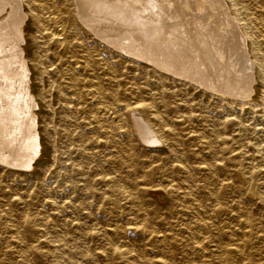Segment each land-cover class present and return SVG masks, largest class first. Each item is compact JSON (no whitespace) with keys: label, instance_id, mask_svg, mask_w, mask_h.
Returning a JSON list of instances; mask_svg holds the SVG:
<instances>
[{"label":"rangeland","instance_id":"rangeland-1","mask_svg":"<svg viewBox=\"0 0 264 264\" xmlns=\"http://www.w3.org/2000/svg\"><path fill=\"white\" fill-rule=\"evenodd\" d=\"M83 1L23 3L41 151L28 167L0 160V264H264V0H177L176 11L163 12L166 29L148 42L130 19ZM49 14L61 19V42ZM221 51L231 65H218ZM236 78L250 103L210 85Z\"/></svg>","mask_w":264,"mask_h":264},{"label":"bare ground","instance_id":"bare-ground-1","mask_svg":"<svg viewBox=\"0 0 264 264\" xmlns=\"http://www.w3.org/2000/svg\"><path fill=\"white\" fill-rule=\"evenodd\" d=\"M10 1V0H9ZM12 1V0H11ZM53 1V0H52ZM71 1V0H70ZM83 1V0H82ZM85 1V0H84ZM83 1V2H84ZM133 0H87V3H89L90 5H92L93 3H95V6H96V11H97V13H99V14H101V13H104L105 11L106 12H108V14H110L111 13V15L114 17V16H116V18H118V20L119 19H121V22L122 21H124L123 23H125V21H127L128 19H130L129 20V22L128 23H130V24H135L137 27L135 28V27H133L134 29L132 30L133 32H134V30L136 29L137 31L138 30H140V32L143 34V36L144 37H146V41L147 40H151L150 38L152 37V35H154L155 34V32L153 31L154 29H158L159 31H161L162 29H166L165 28V26H164V28L162 27V24L164 23H162V20H163V17H165V16H163L164 14H163V12L165 13V12H167L168 11V14H169V12H171L172 10H174L175 8H178L179 7V5L181 4V2L179 3L177 0L176 1H174L173 3H176V4H173L172 2H163L162 0H147V2H142V1H140V0H136L137 2H139V4H140V2L143 4V6L142 7H140L139 8V5H138V7L134 4V2L133 3H131ZM188 1V0H187ZM189 1H191V0H189ZM192 2V1H191ZM209 2V1H208ZM22 3V4H21ZM23 3H24V0H16V2L14 3V5L11 7V3L9 2L8 3V1L7 0H0V12H1V9H5V10H10L9 11V15H5V14H1V15H5V16H0V160H2V161H4V162H6L7 164L9 163V164H12V165H14V166H17V167H28V166H30L31 164H32V162L36 159V156L40 153V151H41V141H40V138H41V134H40V130H39V128L37 127V112L34 110V108H35V106H37L38 105V99H37V97H36V95L34 94V92L31 90V88H30V86H28V83H29V81L31 80V66H30V64H29V62H28V59H27V57L26 56H23L22 55V53H23V50H24V46H23V43H22V39H23V37H24V39L26 40V34L23 32V30H22V22H23V20L26 18V16L28 15V16H30V13L28 12V10L24 7V5H23ZM42 3V2H41ZM187 3V2H186ZM222 3V2H221ZM251 3V2H250ZM52 4H53V2H52ZM89 4H88V6H89ZM54 5V4H53ZM178 5V6H177ZM190 5V4H189ZM197 5V4H196ZM205 5V4H204ZM40 6V5H39ZM93 6V5H92ZM95 6H93V7H95ZM141 6V5H140ZM57 7V6H56ZM93 7H91V8H93ZM125 7V8H124ZM210 7V6H209ZM242 7V6H241ZM8 8V9H7ZM50 8V7H49ZM73 8V7H72ZM131 9V11L130 12H128V10L127 9ZM184 8V7H183ZM202 9V8H201ZM212 9V8H211ZM91 10V9H90ZM92 10H95L94 8L92 9ZM58 11V10H57ZM174 11H176V10H174ZM195 11H196V9H195ZM47 12V11H46ZM93 12V11H92ZM51 13V12H50ZM53 13V12H52ZM95 13V12H94ZM93 13V14H94ZM96 13V14H97ZM186 13V12H185ZM197 13V12H196ZM249 13H251V12H249ZM92 14V15H93ZM105 14V13H104ZM181 14V13H180ZM187 14V13H186ZM190 14V13H189ZM252 14V13H251ZM106 15H107V13H106ZM110 15V16H111ZM196 15V14H195ZM45 16H46V14H45ZM57 16H58V12H57ZM57 16H55V14H49L48 16H47V18L45 19L46 21L45 22H47V23H49V25L51 26V27H53V30L51 31V35L54 37V38H56V40L57 41H59V42H61V38H60V36H59V33L61 32L60 30V27H59V25L61 24H59V21L58 20H61V19H58V18H60V17H58L57 18ZM109 16V15H108ZM109 16V17H110ZM207 16V15H206ZM209 16V15H208ZM101 17H102V15H101ZM105 17V16H104ZM107 17V16H106ZM105 17V19H107ZM112 17V18H113ZM169 17H170V15H169ZM186 17V16H185ZM215 17V16H214ZM111 18V19H112ZM166 18H168V17H166ZM171 18H172V16H171ZM175 18H176V16H175ZM188 18V17H187ZM4 19V20H3ZM103 19V18H102ZM101 19V20H102ZM110 19V20H111ZM115 19V18H114ZM226 19V18H225ZM2 20V21H1ZM86 20H88V19H86ZM93 20H95L93 17L90 19V21H92L93 22ZM100 19H99V17H98V20L97 21H99ZM165 20V19H164ZM173 20V19H172ZM178 20V19H177ZM176 20V21H177ZM217 20V19H216ZM252 20V19H251ZM105 21V20H104ZM108 21V20H107ZM45 22H44V24H45ZM87 22V21H86ZM101 22V21H100ZM109 22V21H108ZM114 22V21H113ZM115 22H117V21H115ZM166 22V21H165ZM225 22V21H224ZM96 23V22H95ZM95 23H93L92 25L94 26V27H96L95 28V30L97 29L98 30V32H100V33H102L101 32V28L100 27H98V25H96ZM107 23V22H106ZM119 24H120V22H118ZM151 23H153V24H155V26H151ZM205 23V22H204ZM210 23V22H209ZM13 24H14V26H15V28H17V31L20 33V34H18V38L15 40H13L12 39V37L10 36V33H12V32H10L9 30L11 29V28H13L12 26H13ZM111 24H112V22H111ZM126 24V23H125ZM152 24V25H153ZM166 24V23H165ZM173 24V23H172ZM172 24H171V26H172ZM217 24V23H216ZM215 24V25H216ZM219 25H220V23H218ZM12 25V26H11ZM47 25V24H46ZM49 25H47V26H49ZM100 25V24H99ZM122 25V24H121ZM120 25V27L119 28H122V26ZM156 25H159V26H156ZM46 26V27H47ZM61 26H62V24H61ZM103 26H105V25H103ZM110 26V25H109ZM108 26V28H112V27H114V26H110L109 27ZM128 26V25H127ZM130 26V25H129ZM132 26H134V25H132ZM132 26H130V27H132ZM161 26V27H160ZM167 26V25H166ZM170 26V25H169ZM182 27V25H179V26H173V27H171V28H177V30H176V32H178V28H181ZM210 26V25H209ZM226 26V25H225ZM263 26V25H262ZM46 27H45V29H46ZM102 27V26H101ZM221 27V26H220ZM224 27V26H223ZM14 28V29H15ZM49 29H50V27H48ZM100 28V29H99ZM105 28V27H104ZM106 28H107V26H106ZM105 28V29H106ZM115 28H116V26H115ZM114 28V29H115ZM118 28V27H117ZM129 28V27H128ZM171 28H169V29H171ZM184 28H186V27H184ZM198 28V27H197ZM203 28V27H202ZM209 28V27H208ZM211 28V27H210ZM209 28V29H210ZM9 29V30H8ZM104 29V30H105ZM113 29V30H114ZM168 29V31H170ZM191 29V28H190ZM211 29H213L212 31H214L215 30V28H211ZM13 30V29H12ZM64 30V29H63ZM103 30V29H102ZM115 30H118V29H115ZM120 30V29H119ZM128 30V29H127ZM126 30V31H127ZM135 30V31H136ZM218 30V29H217ZM228 30V29H227ZM17 31H15L16 33H17ZM107 30H105V32H106ZM110 31V30H109ZM129 31V30H128ZM128 31L126 32V35L128 34L129 35V33H130V31H129V33H128ZM137 31H136V33H137ZM154 33H153V32ZM175 31V30H174ZM173 31V32H174ZM208 31V30H207ZM230 31V30H229ZM117 32H119V31H117ZM121 32H123V31H121ZM132 32V33H133ZM167 32V31H166ZM171 32H172V30H171ZM176 32H175V34H176ZM194 32V31H193ZM201 32V31H200ZM208 32H210V30L208 31ZM215 33H216V31H214ZM220 32V31H219ZM223 31H221V33H222ZM116 33V32H115ZM120 33V32H119ZM132 33H130L131 35H129V37L130 38H133L132 36ZM153 33V34H152ZM158 33V32H157ZM220 33V34H221ZM114 34V33H113ZM121 34H124V33H121ZM134 34H135V32H134ZM166 34V33H165ZM188 34H190V33H188ZM194 34V33H193ZM193 34H191V35H193ZM202 34H203V32H202ZM205 34H206V32H205ZM210 34V33H209ZM214 34V33H213ZM219 34V33H218ZM234 34V33H233ZM239 34V33H238ZM20 35V36H19ZM104 36H109V38H111V34H110V32H106V33H104L103 34ZM115 35V34H114ZM127 35V36H128ZM155 35H157V34H155ZM160 35V34H159ZM167 35V34H166ZM165 35V36H166ZM170 35V34H169ZM197 35V37H198V33L196 34ZM207 35H208V33H207ZM206 35V36H207ZM13 36V35H12ZM51 36V37H52ZM113 36V35H112ZM116 37L118 36V35H115ZM119 36L121 37V35L119 34ZM137 36V35H136ZM171 36H174L173 35V33L171 34ZM187 36V35H186ZM205 36V35H204ZM215 36H217V35H215ZM219 36V35H218ZM223 36V35H222ZM105 37V38H106ZM114 37V36H113ZM115 37V38H116ZM128 37V38H129ZM139 37V36H138ZM161 37V36H160ZM199 39H202V37H201V34H199ZM208 37V36H207ZM206 37V38H207ZM242 37H244L243 38V44H242V46L244 45V47H243V50H244V52H241V53H243L245 56H244V58L247 56V57H249L248 55H249V51H248V48H249V45H248V39H246V37L244 36V35H242ZM108 38V37H107ZM117 38H119V37H117ZM126 38V37H125ZM129 38V39H130ZM141 38H143V37H141ZM140 38V39H141ZM189 38V37H188ZM219 38V37H218ZM13 40L14 42L13 43H10V40ZM114 39V38H113ZM120 39V38H119ZM137 39V38H136ZM139 39V40H140ZM161 39V38H160ZM159 39V40H160ZM167 39H169V37L167 38ZM166 39V40H167ZM181 39H182V37H181ZM194 39V38H193ZM193 39H192V41H193ZM109 40V39H108ZM112 40V39H111ZM116 41H117V39H115ZM122 40V39H121ZM134 40H135V38L133 39V41H132V45H134L135 43H134ZM145 40H144V42H145ZM154 40L156 41V39H155V36H154ZM153 40V41H154ZM159 40H157L158 42H159ZM161 40H163V39H161ZM169 40H173L171 43H173L172 45H174L176 42V40H174L173 38L172 39H169ZM190 40V39H189ZM205 39H202L201 41H204ZM220 40V39H219ZM113 41V40H112ZM130 41V40H129ZM138 41V40H137ZM137 41L135 40V42L137 43ZM152 41V42H153ZM154 41V42H155ZM182 41V40H181ZM206 41V40H205ZM221 41H223L222 39H221ZM220 41V42H221ZM24 42V41H23ZM113 42H115V41H113ZM140 42V41H139ZM141 42H142V40H141ZM148 42V41H147ZM168 42V41H167ZM190 42H191V40H190ZM195 43L194 44H196V47L199 49L200 48V46H204V45H202V44H200V43H198L196 40L194 41ZM200 42V41H199ZM210 42V41H209ZM208 42V43H209ZM25 43V42H24ZM118 43H119V41H118ZM122 43V42H121ZM125 43V42H124ZM134 43V44H133ZM169 43V42H168ZM179 43V42H178ZM192 43V42H191ZM215 43V42H214ZM217 43V42H216ZM225 43V42H224ZM116 44H117V42H116ZM115 44V45H116ZM123 44V43H122ZM128 44V43H127ZM126 44V45H127ZM139 44V43H138ZM142 44V43H141ZM141 44H139V45H141ZM147 44V43H146ZM158 44V43H157ZM163 44V43H162ZM164 44H166V43H164ZM194 44H193V46H194ZM204 44V43H203ZM206 44V43H205ZM222 44V43H221ZM125 45V44H124ZM123 45V46H124ZM136 45V44H135ZM135 45H134V47H135ZM138 45V46H139ZM172 45L170 44V46L172 47ZM179 45V44H178ZM178 45H175L174 47L176 48V49H174V47H173V49L174 50H177V55L178 56H176L174 53L176 52V51H173L174 53L173 54H171V55H175L176 57H180V55H182V50L183 49H180V47L178 46ZM212 44H210V46H211ZM23 46V47H22ZM120 46V45H119ZM122 46V47H123ZM130 46V45H129ZM143 46H145V45H143ZM148 46H150V45H148ZM151 46H152V44H151ZM155 46V45H154ZM167 46H169L168 44H167ZM169 46V47H170ZM190 46V47H189ZM205 46H207V45H205ZM121 47V46H120ZM128 47V46H127ZM126 47V48H127ZM133 47V46H132ZM132 47L130 46V48L132 49ZM133 47V48H134ZM140 47V46H139ZM141 47H142V45H141ZM156 47V46H155ZM154 47V48H155ZM169 47H168V49H169ZM170 47V48H171ZM188 47H189V52H190V50H191V52L193 53V51L194 50H192L193 48H191L192 47V44L191 45H188ZM208 47V46H207ZM212 47V46H211ZM240 47V46H239ZM125 48V49H126ZM143 49H144V47H142ZM186 48H187V46H186ZM196 48V49H197ZM204 48V47H203ZM209 48V47H208ZM217 48V47H216ZM168 49H166L165 48V50H168ZM197 49V50H198ZM206 49V48H205ZM128 50H129V47H128ZM136 50V49H135ZM134 50V51H135ZM141 50V49H140ZM148 50H150V49H148ZM147 50V52H148V54H149V51ZM158 50V49H157ZM156 50V51H157ZM161 50V49H160ZM163 50V49H162ZM161 50V51H162ZM172 49H169V51H171ZM202 50H204V49H202ZM214 50H215V48H214ZM225 50V49H224ZM131 51V50H130ZM133 50H132V52L135 54V52H134ZM144 51H145V49H144ZM160 51V52H161ZM164 51V50H163ZM168 51V52H169ZM205 51V50H204ZM137 52H139L140 53V51H137ZM185 52V51H184ZM190 52V53H191ZM206 52H207V49H206ZM206 52H203V53H206ZM169 53H172V52H169ZM189 53V54H190ZM199 53L200 52H198L195 56H201V55H199ZM208 53H209V51H208ZM137 54V53H136ZM144 53H142V55H143ZM147 54V55H148ZM160 54V53H159ZM185 54V53H184ZM202 54V53H201ZM145 55V54H144ZM155 55H157V54H155ZM162 55V54H161ZM164 55H166L165 53H164ZM168 55V54H167ZM223 56L222 55V51L220 52V54H218L217 55V57H218V65L219 66H221V67H225V66H223L224 64L225 65H227V66H229V65H231V62H229L228 61V59L226 58H224V57H221V56ZM237 55V54H236ZM138 56V55H137ZM139 56H141V54L139 55ZM158 56V55H157ZM160 56V55H159ZM174 56V57H175ZM185 56V55H184ZM189 56V55H188ZM194 56V55H193ZM210 56V55H209ZM209 56H207V57H209ZM145 57H146V55H145ZM151 57V56H150ZM169 57H170V55H169ZM169 57L167 56V57H165V58H168L169 59ZM173 57V56H172ZM172 57H171V59H172ZM175 57V58H176ZM190 57V56H189ZM204 57H205V55H204ZM238 57V56H237ZM241 57V56H240ZM142 58H143V56H142ZM153 58V57H152ZM160 58H161V56H160ZM163 58V57H162ZM186 58V57H185ZM188 58V57H187ZM191 58V57H190ZM189 58V59H190ZM202 58V57H201ZM210 58H211V56H210ZM231 58V57H230ZM151 59V58H150ZM149 59V60H150ZM164 59V58H163ZM174 59V58H173ZM182 59H183V57H182ZM189 59H186V60H189ZM191 59H194L193 57L191 58ZM198 59V58H197ZM224 59V60H223ZM242 58H240V60H241ZM248 59V58H247ZM154 60V59H153ZM176 60H178V59H176ZM213 60V59H212ZM244 60V59H243ZM251 60V59H250ZM171 61H173V60H163L161 63H162V65L163 66H165V67H167V68H172V66H170V65H168V64H171ZM182 61V62H181ZM180 62L181 63H183L184 64V62H186V61H184V60H181ZM191 61V60H190ZM192 61H194V60H192ZM191 61V62H192ZM202 62L204 61V60H201ZM210 61H211V59H210ZM245 61V60H244ZM154 62V61H153ZM176 62H178V61H176ZM189 62V61H188ZM191 62H189V64L191 63ZM195 62V61H194ZM194 62L192 63L193 65H194ZM206 62V61H205ZM235 62H238V61H235ZM234 62V63H235ZM246 62H247V60H246ZM173 63H175V61H173ZM196 63H198L197 61H196ZM196 63H195V65L194 66H196ZM208 63V62H207ZM216 63V62H215ZM245 63V62H244ZM186 64V63H185ZM156 65H160V63L159 64H157L156 63ZM174 65H176V64H174ZM186 65H188V64H186ZM202 65H204L203 66V68L205 67V70L204 71H206V69L207 68H209L210 69V66L208 67V66H206V63H204V64H202ZM208 65V64H207ZM239 65V64H238ZM244 65V64H243ZM242 65V66H243ZM246 65V64H245ZM244 65V66H245ZM177 66H178V64H177ZM184 66V65H183ZM182 66V67H183ZM197 66L199 67V64H197ZM185 68H187V66H184ZM189 67V66H188ZM214 67H217V66H214ZM248 67H250V66H248ZM247 66H246V68H248ZM178 68V67H177ZM190 68H192L191 66H190ZM202 68V69H203ZM219 68V67H218ZM230 67H228L227 69H228V72H229V69ZM238 68V67H237ZM194 69V68H193ZM212 69V68H211ZM227 69H225L224 71H226ZM239 69V68H238ZM250 69V68H249ZM252 69V68H251ZM165 70H166V68H165ZM174 69H172V71H173ZM175 70H176V67H175ZM190 70V72H191V69H189ZM196 69H194V71H195ZM201 70V69H200ZM199 69H198V71H200ZM214 70H216L215 68H214ZM240 70V69H239ZM168 71V70H167ZM172 71H170V72H172ZM186 71H187V69H186ZM193 71V72H194ZM197 70H196V72H198ZM203 71V72H204ZM174 72V71H173ZM180 72V71H179ZM195 72V73H196ZM208 72H211V70L210 71H208ZM237 72V71H236ZM252 72V71H251ZM178 72L176 71V73L175 74H177ZM199 73V72H198ZM198 73H196V74H198ZM205 73H207V72H205ZM205 73H202V74H205ZM221 73V72H220ZM226 73V72H225ZM199 74H201V73H199ZM201 74V75H202ZM209 74V73H208ZM212 74V76H210L212 79H213V82H214V74L213 73H211ZM231 74V73H230ZM239 74H241V73H239ZM251 74H253V73H249V74H245L246 76L247 75H250V77L252 76ZM257 74V73H256ZM260 74V73H259ZM258 74V75H259ZM177 75H179V74H177ZM210 75V74H209ZM197 76V75H196ZM200 76V75H199ZM220 76H221V74H220ZM234 77H235V75H233ZM254 76V75H253ZM252 76V77H253ZM187 77V76H186ZM205 77V76H204ZM233 77V78H234ZM249 77V78H250ZM259 77V76H258ZM227 78H229V77H227ZM231 78H232V75H231ZM249 78H248V80H249ZM75 79H76V77H75ZM204 79H206V78H204ZM179 80V79H178ZM196 80V79H195ZM199 80V79H198ZM206 80H208V78L206 79ZM217 81H218V79H216ZM233 80V81H232ZM232 80H230V82H226V80H224V81H222L223 82V84L220 86V85H217L218 83L217 82H215V83H217V84H215V83H211L210 85H213L212 87H213V90L214 89H216V90H218L222 95H224V96H226V97H229L228 98V100L230 101V102H233L234 100H237L241 105H245V104H247V103H250V100H253L254 99V97L252 96V94L251 93H249V89L250 88H246L245 90L244 89H241L240 88V86L238 85L239 84V80H237V78L235 79V81H234V79H232ZM202 81H203V79H202ZM209 81V80H208ZM210 81H211V79H210ZM233 82H235V83H233ZM243 82V81H242ZM249 82H251V81H249ZM253 82V81H252ZM203 83V82H202ZM201 83V84H202ZM241 84V83H240ZM206 85V84H205ZM209 85V84H208ZM203 86H204V83H203ZM249 86V85H248ZM208 87V86H207ZM212 87H210L211 89H212ZM243 87V86H242ZM253 88V87H252ZM252 91V90H251ZM264 91V90H263ZM264 97V96H263ZM139 98V97H138ZM41 99V98H40ZM140 99H142V97L140 98ZM253 104H255V103H253ZM256 105V104H255ZM101 106V105H100ZM164 106V105H163ZM252 106V105H251ZM259 106V105H258ZM104 108V107H103ZM106 108V107H105ZM104 108V109H105ZM116 110V109H115ZM108 111V110H107ZM112 111V110H111ZM99 113V112H98ZM109 113V112H108ZM107 113V114H108ZM112 113V112H111ZM116 113V112H115ZM136 113V112H135ZM106 114V113H105ZM140 116V115H139ZM109 117V116H108ZM112 117H115V116H113L112 115ZM142 118V117H141ZM120 119V118H119ZM122 120H124V119H122ZM117 121V120H116ZM104 122V121H103ZM125 123V122H124ZM106 124V123H105ZM141 125V123H138V125ZM125 125V124H124ZM139 125V128L141 127ZM149 125V124H148ZM119 127V126H118ZM110 128V127H109ZM122 128V127H121ZM118 129V128H117ZM123 129V128H122ZM110 130H111V128H110ZM137 130V129H136ZM142 130V129H141ZM144 130V129H143ZM142 130V131H143ZM113 132V131H112ZM144 132V131H143ZM142 132V133H143ZM108 133V132H107ZM145 133H146V130H145ZM141 134V133H140ZM145 136V135H144ZM158 138V137H157ZM148 139V138H147ZM125 142V141H124ZM118 145V144H117ZM114 148V147H113ZM130 148V147H129ZM115 149V148H114ZM128 155V154H127ZM128 157H129V155H128ZM210 159V158H209ZM128 164V163H127ZM210 164V163H209ZM211 165V164H210ZM188 168V167H187ZM250 172V171H249ZM133 174V173H132ZM120 178V177H119ZM125 179V178H124ZM127 179V178H126ZM137 179V178H136ZM191 179V178H190ZM221 182V181H220ZM120 183H121V181H120ZM118 184V183H117ZM123 185V184H122ZM125 186V185H124ZM119 189H122V187L123 186H117ZM137 191V190H136ZM151 191V190H150ZM159 191V190H158ZM124 192V191H123ZM138 194V193H137ZM248 216V215H247ZM204 220V219H203ZM190 229H192V228H190ZM191 231V230H190ZM199 234V233H198ZM198 234H197V236H198ZM201 235V234H200ZM200 237V236H199ZM195 238V237H194ZM195 240H196V238H195ZM200 240V239H199ZM55 246V245H54ZM25 250H26V248H25ZM60 250V249H59ZM133 251V250H132ZM164 255V254H163ZM51 260V259H50ZM142 262V259H140L139 258V261H138V263H136V264H141V262ZM134 262H136V261H134ZM242 262V261H241Z\"/></svg>","mask_w":264,"mask_h":264}]
</instances>
